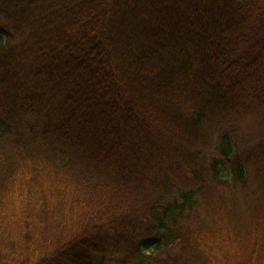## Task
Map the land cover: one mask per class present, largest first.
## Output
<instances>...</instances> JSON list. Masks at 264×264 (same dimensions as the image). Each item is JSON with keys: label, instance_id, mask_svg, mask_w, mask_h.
I'll return each mask as SVG.
<instances>
[{"label": "trees", "instance_id": "1", "mask_svg": "<svg viewBox=\"0 0 264 264\" xmlns=\"http://www.w3.org/2000/svg\"><path fill=\"white\" fill-rule=\"evenodd\" d=\"M250 15L0 0V264H264V136L234 124L264 115V64L233 49Z\"/></svg>", "mask_w": 264, "mask_h": 264}, {"label": "rangeland", "instance_id": "2", "mask_svg": "<svg viewBox=\"0 0 264 264\" xmlns=\"http://www.w3.org/2000/svg\"><path fill=\"white\" fill-rule=\"evenodd\" d=\"M246 4H251V17L249 20V26L247 27L246 31L243 32L245 36H243L244 42L241 44H238L237 46L233 47L235 49V55H240L243 53V55H250L255 56L257 59L260 58V62H262V65L264 64V0H245ZM4 39V35L0 31V41ZM264 76V75H262ZM235 124V135H236V144L242 149H245L246 147L255 146L260 140L261 137L264 136V115L262 118H259L257 114L252 115H246V116H237L234 120ZM217 127L212 128V130H209L204 140H202V144L199 142L198 146L200 147V150H204V154H207L206 158H210V156L215 152L214 149H212V144L214 147V142L216 141V138L218 136ZM226 137L225 139L228 141L229 144L232 145V135L229 133H223L221 134V137ZM247 149V148H246ZM218 153V152H217ZM223 172V170H222ZM250 189H253L250 188ZM248 194V193H247ZM241 209L242 212H245V215L249 211V208L252 205H246L244 201H241ZM261 205H259V210L264 215V199L259 201ZM221 203V202H219ZM221 206V205H220ZM229 205L223 204L222 209L224 207H227ZM257 220V216H256ZM4 221H7V219H1L2 224ZM244 226V224H242ZM1 230V229H0ZM50 231H48L49 233ZM0 233H3L0 232ZM225 233V232H224ZM151 247L150 242L146 243L143 248L148 249Z\"/></svg>", "mask_w": 264, "mask_h": 264}]
</instances>
